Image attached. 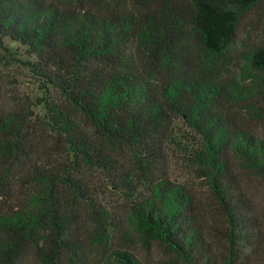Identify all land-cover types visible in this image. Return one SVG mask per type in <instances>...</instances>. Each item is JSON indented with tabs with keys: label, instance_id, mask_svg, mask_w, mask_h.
I'll return each mask as SVG.
<instances>
[{
	"label": "trees",
	"instance_id": "trees-1",
	"mask_svg": "<svg viewBox=\"0 0 264 264\" xmlns=\"http://www.w3.org/2000/svg\"><path fill=\"white\" fill-rule=\"evenodd\" d=\"M74 1L0 0V44L9 39L33 58L27 66L41 91L0 116V158L26 168L31 189L28 207L0 215V264H17L28 245L41 264H85L78 220L91 225V245L137 237L157 242L173 264H215L196 196L168 177L171 147L186 152L215 201L227 252L219 261L243 264L264 243L260 204L243 180L264 186V141L235 125L230 107L256 110L255 90L218 82L188 44L214 65L243 15L264 0ZM246 63L263 84L264 45ZM31 136L53 140L59 159L44 161ZM105 192L129 204L126 228ZM106 264L141 262L120 248Z\"/></svg>",
	"mask_w": 264,
	"mask_h": 264
},
{
	"label": "rangeland",
	"instance_id": "rangeland-1",
	"mask_svg": "<svg viewBox=\"0 0 264 264\" xmlns=\"http://www.w3.org/2000/svg\"><path fill=\"white\" fill-rule=\"evenodd\" d=\"M56 2L59 5H72L74 0H48ZM78 1V0H77ZM83 6H86V0H80ZM75 2V1H74ZM264 45V3L253 8L243 15L233 36L228 40L225 58L216 60L214 65H210L206 56L202 54L195 42L189 40L188 49L193 56L202 57V61L207 62L208 67L213 68L214 77L222 84H231L251 87L255 90L251 103L256 110L245 109L242 102L230 107V118L239 128L248 130L256 137L264 141V82L259 83L254 76L258 75L254 70L247 67L246 56L255 47ZM205 57V59H204ZM32 57L26 54L24 48L10 41L3 39L0 44V116H4L13 107V102L28 98L34 101L36 97L41 96L38 81L32 76L27 66L31 63ZM264 78V77H263ZM258 83V84H257ZM250 110V111H249ZM34 115L41 114L38 108H32ZM178 126L183 129L181 121H177ZM32 127V126H30ZM31 133V129H30ZM32 150H42L44 161L49 159H59L58 148L55 142L48 138L37 141L36 136L30 138ZM167 158L168 177L174 183L184 185L191 189L197 199V218L204 227V233L207 232V238L211 246V261L215 264H221L219 261L225 257L226 245L217 233L222 228V219L218 213L215 201L205 189L204 181L199 177L198 171L187 159L186 152L179 148L171 147ZM51 156V158H49ZM30 158L35 162L36 154ZM232 166L242 181V170L232 160ZM26 169V168H25ZM24 167L11 165L4 157L0 158V215L9 214L12 211L23 209L30 205L29 187H26L22 175L25 172ZM249 192L253 194L260 207L258 209V219L264 223V186L255 187L247 179L243 178ZM255 190V191H253ZM103 202L113 208L116 218L122 221V229L127 227L125 220L126 211L129 204L123 200L122 195L105 192ZM81 217V216H80ZM264 230V226L262 225ZM78 233L84 241L88 257L85 264H106L109 254L120 248H126L131 251L141 264H173V258L165 254L162 247L157 242L151 240L148 246L138 242L137 237L134 243H128L119 236L113 235L110 242L105 247H99L89 244L91 225L78 220ZM216 232V233H215ZM215 261V262H214ZM110 263H114L110 261ZM17 264H41L38 258V250L34 245H28L18 257ZM80 264V263H79ZM236 264H242L237 261ZM243 264H264V243L257 246L253 253L247 255Z\"/></svg>",
	"mask_w": 264,
	"mask_h": 264
}]
</instances>
